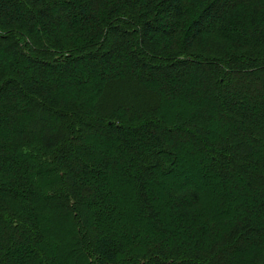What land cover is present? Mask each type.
<instances>
[{
  "label": "trees",
  "instance_id": "1",
  "mask_svg": "<svg viewBox=\"0 0 264 264\" xmlns=\"http://www.w3.org/2000/svg\"><path fill=\"white\" fill-rule=\"evenodd\" d=\"M0 264H264V0H0Z\"/></svg>",
  "mask_w": 264,
  "mask_h": 264
},
{
  "label": "rangeland",
  "instance_id": "2",
  "mask_svg": "<svg viewBox=\"0 0 264 264\" xmlns=\"http://www.w3.org/2000/svg\"><path fill=\"white\" fill-rule=\"evenodd\" d=\"M126 89L124 90V92H122V95L119 96L116 100L117 104L119 103H136L138 102L137 99L139 97H143L144 95H148L149 92H143L142 89H139V88H135L134 86L133 87H128V86H124ZM192 184V181L191 180H186L185 178L183 177H174L173 178V185L175 187H180V186H185V185H191Z\"/></svg>",
  "mask_w": 264,
  "mask_h": 264
}]
</instances>
